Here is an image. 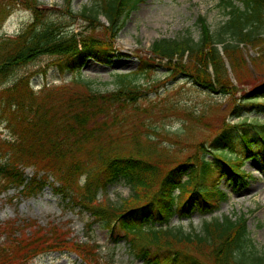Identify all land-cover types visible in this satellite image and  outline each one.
Masks as SVG:
<instances>
[{
    "label": "trees",
    "instance_id": "1",
    "mask_svg": "<svg viewBox=\"0 0 264 264\" xmlns=\"http://www.w3.org/2000/svg\"><path fill=\"white\" fill-rule=\"evenodd\" d=\"M10 1L32 9L35 19L14 37L0 35V116L6 118L5 129L11 132L10 137L0 135V194L17 188L25 196L36 195L53 175L58 182L56 191L90 214L89 231L99 222L112 234L120 226L125 235L117 239L126 240L133 254L147 264H264V251L250 237L245 214L212 217L199 232H186L171 224L176 215L220 210L229 198L221 187L223 176L234 180L250 176L244 169V156L228 153L235 151L231 132L239 124L221 129L208 147L201 142L194 154L183 159L160 139L173 134L154 127L150 128L154 137L146 133L145 126L121 148L129 135L114 129L118 128V117L142 95L141 85L129 74L118 75V88L106 92L97 90L81 73L73 86L50 85L39 92L27 76L6 84L16 68L42 55L66 59L89 56L104 61L102 53L111 50V40L146 0H89L78 14L102 25L111 39L108 41L74 31L63 34L55 23L43 24L44 9L39 0ZM74 1L65 0L72 15ZM241 2L239 6L234 0H222L229 17L217 30L200 16L197 40L186 35L155 41L150 49L153 56L142 63L152 66L159 59L158 65H164L172 78L181 75L203 91L239 98L244 104L257 99L264 94V82L252 81L241 45L257 49L258 56L250 60L259 67L260 60L264 61V0ZM102 17L107 23H101ZM250 82L252 89L242 87ZM235 115L241 114L237 111ZM252 126L264 147V124ZM174 136L180 137L178 133ZM243 139L249 143L246 134ZM29 167L36 170L30 179L26 175ZM86 171L90 175L81 183L80 176ZM120 179L127 181L132 193L114 203L108 190ZM0 232L4 236L0 264H30L36 257L56 251L75 253L87 264H116L115 255L103 256L102 247L91 239L73 240L71 231L58 224L45 227L36 221L13 220Z\"/></svg>",
    "mask_w": 264,
    "mask_h": 264
},
{
    "label": "rangeland",
    "instance_id": "2",
    "mask_svg": "<svg viewBox=\"0 0 264 264\" xmlns=\"http://www.w3.org/2000/svg\"><path fill=\"white\" fill-rule=\"evenodd\" d=\"M39 1L44 9L43 24L53 22L63 34L74 31L93 35L102 41L111 40L102 25L79 16L78 12L90 4L89 0H75L74 15L67 10L65 0ZM234 2L242 6L241 0ZM227 12L228 9L222 0H146L131 13L118 37L111 40V50L102 53L104 61L89 56L66 59L42 55L34 62L16 68L6 84L12 85L19 78L27 76L30 85L39 92L50 85L73 86L74 79L81 73L84 78L94 82L97 90L106 92L118 88V75L129 74L134 83L141 85L142 95L135 103L123 108L118 117V128L115 126L114 129L118 133L122 129L123 135H129L121 142V148L122 145L131 143L133 133H139L145 126L148 127L146 133L154 137L155 133L150 129L154 127L163 133L173 134L169 138L162 135L160 139L164 145L173 149L174 155L183 159L197 151V144L203 142L204 146L208 147L221 129L239 124L240 127L231 128L236 146L235 151L229 150L228 153L232 156H244V169L250 176L236 180L223 176L221 187L228 192L229 198L222 203L220 210L207 214L196 210L191 216L176 215L171 224L182 227L186 232H192L194 229L199 232L203 223L212 217L224 214L235 218L245 214L248 218L250 237L263 252L264 147L258 141L256 129L252 125L264 124V94L261 93L257 99L244 104L239 98L203 91L181 75L172 78L167 73L168 69L164 65H158L157 60L152 66L142 63V60H149L148 58L153 56L150 49L155 41L162 38H182L186 35H191L197 40L200 35L197 20L200 16L206 18L212 30H217L219 25L228 19ZM34 19L32 9H27L16 1L0 0V35L14 37ZM104 22L107 23V20L102 17L101 23ZM241 48L252 72V81L258 84L264 82V61L260 60L259 67H254L250 60L251 57L258 56L257 49L244 45H241ZM165 63L164 61L162 64ZM226 64L236 83L228 60ZM73 65L76 66L72 68ZM138 69L140 70L137 71ZM251 85L253 84L250 82L242 87L249 90L252 89ZM237 111L240 116L235 115ZM2 118L6 119L0 116V134L4 137L10 136V130L4 129L6 121ZM245 121L248 124L241 125ZM176 133L180 137L174 136ZM243 134H246L248 144L244 141ZM206 155L212 159L210 153L207 152ZM217 164L223 168L220 162ZM26 174L30 179L35 174V168H28ZM89 175L90 172L86 171L81 175L80 181L83 183ZM47 180V186L31 197L22 195L17 189L0 194V228L9 221L19 219L36 221L45 227L58 224L71 231L73 240L87 242L91 239L102 247L103 256L115 255L116 264H147L133 254L126 240L117 239L125 235L120 226L116 233L112 234L109 228L99 222L89 231L87 224L92 221L90 214L72 205L70 200L57 193L55 188L58 183L53 175ZM131 193V186L126 180L120 179L110 185L108 197L110 201L120 203ZM1 235L0 232V243L4 241V236ZM30 264L87 263L72 252H52L38 256Z\"/></svg>",
    "mask_w": 264,
    "mask_h": 264
}]
</instances>
